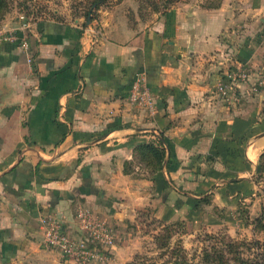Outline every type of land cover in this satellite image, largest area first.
<instances>
[{"label": "crops", "instance_id": "1", "mask_svg": "<svg viewBox=\"0 0 264 264\" xmlns=\"http://www.w3.org/2000/svg\"><path fill=\"white\" fill-rule=\"evenodd\" d=\"M167 11L146 25L131 24L117 6L101 8L86 25L54 12L31 26L28 52L0 41V264H76L43 244L41 219H56L78 238V209L111 225L134 208L128 198L143 203L146 196L123 172L139 139L149 138L135 134L163 132L180 165L170 176L182 188H189L196 152L238 150L222 155L226 164L253 167L263 126L252 108L228 109L214 93L220 79L211 50L218 44L203 26L214 25L210 10L195 18L183 7ZM242 43L239 58L253 61L259 49ZM141 75L152 109L128 99ZM219 174L242 178L233 170Z\"/></svg>", "mask_w": 264, "mask_h": 264}, {"label": "rangeland", "instance_id": "2", "mask_svg": "<svg viewBox=\"0 0 264 264\" xmlns=\"http://www.w3.org/2000/svg\"><path fill=\"white\" fill-rule=\"evenodd\" d=\"M6 2L7 11L0 20V27L8 24L11 27L19 25L20 28L21 16L32 18L30 24L33 25L37 20L52 18L54 12H58L57 16L66 21L81 19L84 25L99 17V12L95 14L94 20H85L83 17L84 5L88 0ZM165 3L166 0H108L101 8L114 10L117 6L131 24L146 25L159 21ZM167 7H183L186 13L194 15L192 18H195L197 10H210L207 12L211 13L214 25L208 27L207 23H203V26L206 30L209 28V37L217 41V49L211 50L212 55L218 54L213 62L217 61L219 79L226 80L225 84L229 85V92L232 93L230 100L226 102L218 95L216 97L219 103L228 109L241 108L247 111L252 108L264 130V0H178ZM199 13L203 15L202 12ZM96 34L99 39L97 32ZM249 35H256L255 40L247 37ZM241 43L246 45L247 49L250 46L253 51L259 49L253 61L239 58ZM230 75L234 78L231 82ZM157 133L163 137L168 148L166 163L164 156L162 169L155 171L152 159L149 158L147 163L142 162L140 157L133 155L137 145L133 148L132 158L123 163V170H129V173L124 174L131 176L138 191L144 194L146 199L141 204H134V199L128 198L130 207L134 208L123 211L111 225L104 221L113 233L114 246L109 250L100 248L103 259L89 264H163L169 259H175L174 252L178 245L184 250L186 264H202L200 257L204 246L221 248L223 243L229 241H264V229L255 227L256 220L264 219V146L252 152L253 167L245 160L241 167L226 164L227 161L225 162L222 155L233 157L236 153L239 154L238 150L235 153L224 147L223 151L216 149L213 154L196 152L190 156L191 162L187 166L192 175L187 189L182 188L184 183L180 180H172L170 174L176 172L180 165L172 149L173 145L167 141L163 132ZM262 133L264 134V131ZM143 135L149 138L139 139L143 140L140 144H157L158 138L153 132L135 134ZM230 170L235 172L234 179H239L237 176L241 175L242 178L226 181L219 174ZM166 184L183 191L181 208H174L172 199H168L166 203L162 202V189ZM205 196L209 199L208 203L201 200ZM209 234L221 239L206 240L205 236ZM166 237L169 238V248H159L157 243ZM246 257H249L248 253Z\"/></svg>", "mask_w": 264, "mask_h": 264}, {"label": "built area", "instance_id": "3", "mask_svg": "<svg viewBox=\"0 0 264 264\" xmlns=\"http://www.w3.org/2000/svg\"><path fill=\"white\" fill-rule=\"evenodd\" d=\"M20 20H22V24L19 31L0 27V41L15 44L21 50L28 52L30 48L28 38L32 25L30 21L32 18L28 19L21 16ZM19 32H21V35H19ZM97 40V35L93 34L92 44H95ZM31 61V58L28 57V62ZM232 78L230 75L229 82ZM225 82V79L220 80L214 90L215 95H218L224 102L230 100L232 96V93L229 92V85H226ZM128 99L132 104H137L140 107L153 108L152 96L143 75L135 79L128 94ZM76 219L78 229L81 232L78 238L68 235L62 223L56 219L50 217L41 219L43 244L48 248L59 251L62 258L76 264H89L102 260L103 255L99 249L109 250L114 246V236L111 229L104 221L94 217L85 209L80 208L77 210Z\"/></svg>", "mask_w": 264, "mask_h": 264}, {"label": "trees", "instance_id": "4", "mask_svg": "<svg viewBox=\"0 0 264 264\" xmlns=\"http://www.w3.org/2000/svg\"><path fill=\"white\" fill-rule=\"evenodd\" d=\"M107 1L108 0H88V2L84 5L85 11L83 13L84 14L83 17L85 18V20L86 19L94 20L95 14L99 11V9L102 6H104L107 3ZM177 1L178 0H166L163 14H170L167 13L170 12L167 11L168 10L167 6ZM6 11H7L6 0H0V20L4 17ZM37 24H39V22ZM145 82L147 88L150 91V86L147 82L146 77H145ZM131 88L132 85L128 90V92H130ZM128 92L127 94H129ZM165 153H166L165 148L163 147V143L160 140H157L156 145H154V143L152 142L137 145L133 151V155L140 157V160L142 162L147 163V161H150L149 158H151L156 168L155 171H160L162 169V163ZM123 172L129 173V170L128 172L127 170H123ZM35 173L37 175V167L35 169ZM162 192L164 194L163 199L165 202H167L168 199L170 200L172 199V206L174 208L182 207L183 199L181 197L182 193L180 191L166 184ZM201 200L204 203L209 202V199L206 196L203 197ZM255 227L264 229V219L256 220ZM205 239L210 241L213 239L219 240L221 238L209 234L205 236ZM223 244L224 246L221 248H217L216 246H211V247L204 246L202 249V255L200 257V261L202 262V264H264V241L255 239L246 243L244 242L236 243L229 241ZM157 246L159 248H169V238L168 237L163 238L161 242L157 243ZM176 248L177 249L174 252L175 257H173L175 259L174 260L169 259L165 261L163 264H186L184 261L185 258L183 256L184 254L183 248L180 245H178ZM247 253L249 257H246ZM251 257L252 259H250ZM3 264H9V263H3Z\"/></svg>", "mask_w": 264, "mask_h": 264}, {"label": "water", "instance_id": "5", "mask_svg": "<svg viewBox=\"0 0 264 264\" xmlns=\"http://www.w3.org/2000/svg\"><path fill=\"white\" fill-rule=\"evenodd\" d=\"M88 22H90V20H89ZM153 133L157 136L158 140H160V141L163 143L164 148L166 149V153H165L166 158H165V161H164V163H166V160H167V157H168V148H167V146H166V143H165L163 137L160 136V135L157 133V131H153Z\"/></svg>", "mask_w": 264, "mask_h": 264}]
</instances>
